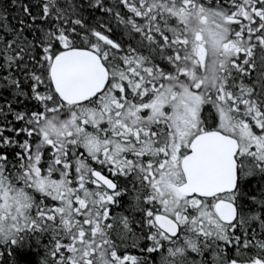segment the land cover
Returning <instances> with one entry per match:
<instances>
[{
	"label": "snow or ice",
	"instance_id": "snow-or-ice-1",
	"mask_svg": "<svg viewBox=\"0 0 264 264\" xmlns=\"http://www.w3.org/2000/svg\"><path fill=\"white\" fill-rule=\"evenodd\" d=\"M0 264H264V0H0Z\"/></svg>",
	"mask_w": 264,
	"mask_h": 264
},
{
	"label": "trees",
	"instance_id": "trees-1",
	"mask_svg": "<svg viewBox=\"0 0 264 264\" xmlns=\"http://www.w3.org/2000/svg\"><path fill=\"white\" fill-rule=\"evenodd\" d=\"M24 3H32V4H38L40 0H22ZM109 3H116V0H109ZM18 14V10H12V15L15 16ZM115 23V22H114ZM118 35H119V30H118ZM255 183V182H254ZM133 254L139 255L138 252H133Z\"/></svg>",
	"mask_w": 264,
	"mask_h": 264
}]
</instances>
